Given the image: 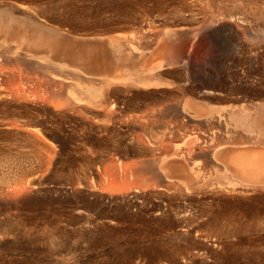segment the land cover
<instances>
[{
    "label": "rangeland",
    "instance_id": "rangeland-1",
    "mask_svg": "<svg viewBox=\"0 0 264 264\" xmlns=\"http://www.w3.org/2000/svg\"><path fill=\"white\" fill-rule=\"evenodd\" d=\"M0 8L49 45L0 34V60L50 55L65 78L0 63V264H264V190L231 169L264 152V109H251L264 102V0ZM101 83L108 109L71 101ZM249 108L253 127L222 144L215 117Z\"/></svg>",
    "mask_w": 264,
    "mask_h": 264
},
{
    "label": "bare ground",
    "instance_id": "bare-ground-1",
    "mask_svg": "<svg viewBox=\"0 0 264 264\" xmlns=\"http://www.w3.org/2000/svg\"><path fill=\"white\" fill-rule=\"evenodd\" d=\"M0 10H2V8H0ZM4 11L5 10H2V13L4 14ZM1 12V11H0ZM8 12V11H7ZM0 15V34L1 35H4L5 37H10V35H14V34H17V35H19L20 36V38L22 39V41L23 42H25L26 44H27V46L28 47H31V48H37L36 46H45V47H49V45H48V43L47 42H45L44 41V37L41 35V34H36V32H34L33 30H31L30 29V25L28 24H19L18 26H16V27H13L12 25V23H11V19L10 18H5L4 16L5 15ZM13 14V13H12ZM8 15H10V14H8ZM3 22H5L6 23V26H4L3 25ZM32 23V22H31ZM37 24L36 22H33L32 23V25L33 24ZM51 43V42H50ZM55 43H56V45L58 44V46L60 47V44L59 43H57V41L56 42H54V45H55ZM45 44V45H44ZM52 44V43H51ZM111 44H112V46L114 47V49L117 51V53H119L120 51H121V47H122V45H121V43H120V40H118V39H116V38H111ZM110 44V45H111ZM1 47H2V45H0ZM53 46V45H52ZM112 47V48H113ZM3 48V47H2ZM55 48V50H56V47H54ZM54 48H53V50H54ZM113 49V50H114ZM37 50V49H36ZM59 50V49H58ZM6 51V50H5ZM30 53H31V51H29ZM130 52L131 53H135V52H139V54L140 53H142V52H140V51H138V49L137 48H130ZM9 53V52H8ZM25 53V52H19V51H15V52H11V54H8L9 56H7L6 54H4V56L6 57V59L5 58H2V60H4V62H10L11 60H14V61H12V62H19V64L22 62V64L24 65V63H26L29 67H30V69L31 68H34L35 70H39V72H41L40 74V76H41V80L42 81H44V82H46L47 84H48V82L49 81H52V82H54L55 83V85H56V83H64L63 81H64V79H63V76L62 75H58V74H56V72H53V71H51L50 70V68L52 69V67H51V65L53 64V62H54V58L53 57H50V55L49 56H42V57H35V55L33 54V53ZM35 53V52H34ZM36 54V53H35ZM47 54H49V53H47ZM52 54V53H51ZM3 54H1L0 55V57H3L2 56ZM141 55V54H140ZM10 59V60H9ZM2 60H0V63H1V61ZM56 60V59H55ZM1 65H2V63H1ZM16 66V65H15ZM21 66V65H20ZM5 67V66H4ZM26 67V66H25ZM24 68V67H23ZM6 69V68H5ZM26 69V68H25ZM34 69H31V70H34ZM1 70V69H0ZM20 70V69H19ZM35 70H34V72H35ZM14 71V70H13ZM9 72V71H8ZM11 72V71H10ZM21 72H23V71H21ZM21 72H20V74H21ZM25 72H26V70H25ZM38 72V73H39ZM7 73V72H6ZM35 74H37V73H35ZM22 75V74H21ZM27 76V75H26ZM13 77V76H12ZM15 77V76H14ZM22 76H20V78H21ZM27 78H28V76H27ZM32 78V77H31ZM12 79V78H11ZM24 79V78H23ZM26 79V78H25ZM36 79V78H35ZM134 80V79H133ZM136 80V79H135ZM29 81V80H28ZM39 81V80H38ZM36 82V81H35ZM43 82V83H44ZM51 82V85L53 84ZM108 82V81H107ZM134 82V81H133ZM146 81H144V80H136L135 81V83H137L138 85H145V84H147V82L145 83ZM45 83V84H46ZM132 83V82H131ZM41 84V83H40ZM44 84V85H45ZM137 84H135V85H137ZM148 84H150V83H148ZM54 85V86H55ZM66 85V84H65ZM64 85V86H65ZM104 85V84H103ZM134 85V84H133ZM137 85V86H138ZM42 86V85H41ZM48 86H50V84L48 85ZM59 86V85H58ZM87 86V85H86ZM148 86V85H147ZM42 87H44V86H42ZM88 87V86H87ZM90 87V86H89ZM94 87V86H93ZM93 87L91 88V92L89 91L88 92V94H87V91L85 92V95H91V99L92 100H88L86 97L84 98L85 100H83V98H79V97H75V99H73V100H71V101H73V103H76V102H78V101H87V103H85L86 104V106H87V104L88 105H92L93 103H94V105H96V106H98V108H102L103 107V109H104V105L107 107V109H108V107L109 106H107V103H108V101L110 100V99H113V95H112V93L111 94H107L106 92H107V90H106V92H105V88H106V86H102V83H101V86L99 85V87H97L98 89H96V87H94L96 90H93L92 91V89H93ZM52 88V87H51ZM109 88H111V87H109ZM206 88H210L211 89V87H206ZM87 89V88H86ZM88 89H90V88H88ZM110 90V89H109ZM108 90V91H109ZM238 90V89H237ZM82 91H85V90H82ZM112 92V91H111ZM238 92V91H237ZM84 93V92H83ZM109 93V92H108ZM207 94H209L210 93V91L209 92H206ZM250 93H251V91H250ZM82 94V93H81ZM252 94H253V92H252ZM109 95V96H108ZM92 97H94V99L92 98ZM112 97V98H111ZM115 97V96H114ZM72 98V97H71ZM89 98V97H88ZM81 99V100H80ZM115 99V98H114ZM263 99V98H262ZM70 100H69V102H71ZM112 101V100H111ZM262 101H264V99L262 100ZM89 102V103H88ZM109 104H111V102L109 103ZM115 104V103H114ZM71 105V104H70ZM93 105V106H94ZM116 105V104H115ZM114 105V106H115ZM111 106V105H110ZM66 107V106H65ZM85 107V106H84ZM95 107V106H94ZM105 107V108H106ZM86 108V107H85ZM97 108V107H96ZM95 108V109H96ZM264 109V102L262 103L261 102V104L259 103V104H255V105H253V106H251V109L252 110H258V109ZM87 109V108H86ZM106 109V110H107ZM250 108L249 109H242V111H241V113H239L237 116H235V115H233V114H231L230 112L229 113H227V114H222V115H220V116H218V117H215L216 118V120H215V122L217 123V125L219 124L221 127H222V125H223V127H224V129L223 130H221L223 133V135L225 136V137H221L222 138V140H221V143L223 144H225L226 143V140H224L225 138L227 139V143L228 142H230V143H235V144H237L238 142H240V141H242V139H244V138H241L239 135L238 136H236V131H237V129H238V127H240V123L243 125V126H245V127H248V128H250L252 125L248 122L249 120H250V117L248 116V114H250L251 113V110ZM89 110V109H88ZM113 110V109H112ZM92 111V110H91ZM97 113V112H96ZM98 114V113H97ZM96 115V114H95ZM94 115V116H95ZM104 115V114H103ZM98 116V115H97ZM107 117V116H106ZM214 117H212V118H209V119H213ZM140 119V118H139ZM252 119V118H251ZM214 120V119H213ZM210 122H212V121H210ZM214 122V121H213ZM214 124V123H213ZM207 125H209V123L207 124ZM216 124L214 125V128H218L219 127V125H218V127H216L217 126ZM211 126V125H210ZM213 127V126H212ZM222 127V128H223ZM253 127V126H252ZM147 128V127H146ZM208 128H210V127H208ZM220 128H218L217 130H219ZM251 129V128H250ZM208 131H211V128L208 130ZM207 131V132H208ZM212 131H213V129H212ZM220 131V130H219ZM206 132V133H207ZM240 132V131H239ZM205 132H204V134H206ZM209 133V132H208ZM212 133V132H211ZM218 134V133H217ZM216 134V132L214 133V135H216V136H218ZM221 134V135H222ZM214 135H213V137H214ZM200 136H202V137H204V135H200ZM205 136H208L207 134L205 135ZM211 136H212V134H211ZM215 136V137H216ZM219 136H220V134H219ZM196 137H197V135H196ZM196 137H195V141H196ZM201 137V138H202ZM200 138V137H199ZM201 138H200V141H201ZM206 138V137H205ZM220 138V137H219ZM220 138V139H221ZM204 139V138H203ZM210 139V138H209ZM208 139V140H209ZM214 139H216V143L219 141L218 140V137L217 138H212V139H210V140H213L214 141ZM191 140V139H190ZM205 140V139H204ZM206 141H207V139H206ZM197 142V141H196ZM202 142V141H201ZM208 142V141H207ZM206 142V143H207ZM212 142V141H211ZM214 142V143H215ZM220 142V141H219ZM203 143V142H202ZM205 143V144H206ZM208 143H210V142H208ZM207 143V144H208ZM226 143V144H227ZM197 144V143H196ZM200 144V143H199ZM205 144H201V146L202 147H199L200 145H198L197 147H199V148H203V145H205ZM206 144V145H207ZM210 145H211V143H210ZM216 145V144H215ZM195 146V145H194ZM190 147V146H189ZM208 147H209V145H208ZM216 147V146H215ZM218 147V146H217ZM216 147V148H217ZM192 148V147H191ZM206 148H207V146H206ZM209 148H211V147H209ZM203 149H205V147L203 148ZM208 149V148H207ZM214 149V148H213ZM176 150V149H175ZM175 150H174V153H175ZM191 150V149H190ZM202 150V149H201ZM200 150V151H201ZM178 151V150H177ZM181 151V150H180ZM203 151V150H202ZM209 152L211 151L210 149L208 150ZM184 152H186V151H184ZM203 152H205V151H203ZM208 152V154H210ZM213 152V151H212ZM174 153H172L171 154V156H173V155H175ZM177 153V152H176ZM181 153V152H180ZM259 153V152H258ZM258 153H256L255 155H254V157H253V155H252V157L250 156V157H247V159H241V161L240 160H237V159H235V160H233L232 161V166H231V169L234 171V172H242L245 176H249L250 178H251V183H253L252 184V187H253V189L254 190H258L259 188L260 189H262V190H264V152L262 153V154H258ZM169 154V153H168ZM167 154V155H168ZM182 154V153H181ZM170 156V155H169ZM168 156V157H169ZM211 157V156H210ZM164 160H166V159H164ZM164 160H162V161H164ZM159 162H161L160 160H159ZM158 162V163H159ZM146 166V165H145ZM150 166V165H149ZM149 166H148V168H149ZM151 167V166H150ZM151 169V168H150ZM152 170V169H151ZM153 171V170H152ZM156 174V173H155ZM264 197V196H263Z\"/></svg>",
    "mask_w": 264,
    "mask_h": 264
}]
</instances>
